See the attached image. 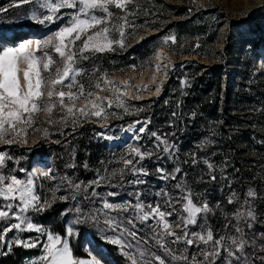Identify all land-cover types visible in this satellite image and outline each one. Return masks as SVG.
I'll use <instances>...</instances> for the list:
<instances>
[{"label": "rangeland", "instance_id": "374dc122", "mask_svg": "<svg viewBox=\"0 0 264 264\" xmlns=\"http://www.w3.org/2000/svg\"><path fill=\"white\" fill-rule=\"evenodd\" d=\"M160 1L183 6L182 15L188 17H181V20L195 14L197 19L189 28H168L164 34L155 37L157 31L149 26L156 23L166 27L171 22L168 16L173 15L161 7ZM109 7L113 13L109 17L112 24L109 38L122 40L124 46L113 44V50L86 53L88 59L79 60L75 65L83 75L76 77L77 85L72 89L76 92L83 85L85 91L94 93L93 101L97 96L103 98L106 115L103 118L77 115L76 122L72 123L73 118L67 116L66 109L85 108L86 101L79 99L74 104L66 102L61 106L56 102L58 97H53L51 113L46 105L37 110L31 126H24L27 134L22 139L17 138L12 144L0 143V154L5 156L0 174L27 180L28 173L36 172L33 193L40 197L41 205L48 202L42 211L29 210L24 214L43 232L13 230L8 233L10 241H34L36 247L16 246L15 243L9 247L0 243V258L17 247L26 251L21 264H39L48 235H59L56 233L58 225L48 222L46 215L59 213L65 228V236H59L67 238L70 249L81 254L74 256L76 259L89 260L98 254L102 264H129L118 245L103 239L118 235L108 230L104 223L103 203L134 204L137 192L146 205L159 203L164 211H173L168 206L170 202L175 211L166 219L172 225V231L181 235V228L176 225L186 216L180 211L183 204L180 197L185 194L183 190H187L197 206L207 204L210 211L198 214L197 223L189 225L186 231L203 234L211 230L214 238L227 235L241 239L236 232L239 225L246 242L244 251L249 254L248 264H264V0H132L126 4L124 12L114 5ZM44 11L38 3L20 5L18 0H0V47L17 46L25 40L47 39L67 24L73 12L62 9L65 15L53 23L40 24L32 19L33 14L39 16ZM121 17L128 21L123 28V37L118 30L124 23ZM147 38L145 45L133 51ZM130 50L132 53L127 55ZM52 55L59 61L58 54L53 52ZM133 60L135 63L130 62ZM185 62H195L202 70L212 63H226L222 73L227 75L223 77L214 115L203 112L202 108L209 103L198 98L201 83L196 82V77L200 70L194 65L192 70L186 69ZM25 68L21 65L22 70ZM100 77L112 81L119 89L115 92L119 100L112 97L113 84L105 85ZM20 78L23 84L22 72ZM97 83L105 90L96 88ZM228 85L232 95L226 109L224 97ZM166 88L161 106H156ZM58 89L65 93L69 91L62 86ZM44 91L46 93L48 88ZM48 99L46 94L42 98L45 102ZM109 99L112 100L111 107L107 106ZM121 102L123 107H118ZM87 107L92 110L90 104ZM88 125L94 127L87 130L90 140L99 143L105 152L101 158L98 153L96 162L83 164L85 175L79 179L72 176L73 169H77L74 161L77 146L74 147L73 142L80 129ZM141 128L142 132L139 131ZM157 137L170 146L167 152L164 151L165 144ZM63 141L67 142L61 145ZM50 145L62 148L56 152ZM132 149L148 155L141 159L132 153ZM125 159L133 160L141 171L133 174L131 166L125 167ZM43 171H49L51 178L40 176ZM97 180L100 181L98 186L93 183ZM136 180L143 183H132ZM77 184L79 189L75 188ZM250 191L254 196L248 195ZM65 202L68 206H64ZM4 203L0 198V206ZM77 209H80L79 213ZM249 209L254 218L238 221L237 211ZM108 215L123 219L129 231L137 232L139 239L132 241L131 237H126L128 242L138 245L146 255L160 256L165 264H195L193 256L200 264H241L245 259L241 256L240 261L235 260L221 250L220 255L205 260L201 250L211 251V243L198 242L189 247L183 242L173 243L174 237H165L169 249L165 251L153 238L155 220L141 223L134 219L136 227L133 228L127 224V219L133 218L131 211L108 212ZM45 221L47 225L43 224ZM14 222L18 221H0V227ZM69 229L72 231L70 236ZM80 235L83 237L78 243ZM94 235L100 243L93 242ZM145 239L148 244L143 243ZM181 255L188 259L173 258ZM236 255L240 256V253ZM115 257L121 259L117 262Z\"/></svg>", "mask_w": 264, "mask_h": 264}, {"label": "snow or ice", "instance_id": "6c2138e0", "mask_svg": "<svg viewBox=\"0 0 264 264\" xmlns=\"http://www.w3.org/2000/svg\"><path fill=\"white\" fill-rule=\"evenodd\" d=\"M28 3H38L39 7L45 10L39 16L35 14L32 16V19L40 24L61 20L63 15H65V13L61 12L62 9H72L73 12L67 24L58 28L47 39L29 40L21 42L17 46L0 47V143L5 144H12L16 142L17 138L22 139L23 135L27 134V127L31 126L32 116L37 110L46 105L51 113L53 97H58L56 102L61 106L66 102L74 104L79 99L86 101L85 108L74 110V108L70 107L66 109L67 116L73 118L72 123L76 122L75 117L77 115L82 117L91 115L98 118H103L106 115L103 107L105 103L103 98L97 96L95 101H93L91 98L94 93L85 91L83 85L79 86L78 91H72L77 85L76 77L83 75L82 71L75 65L79 60L88 59L86 53H102L113 50V44L124 46L122 40L109 38L112 31L109 17L113 16L109 6L114 5L115 8L124 12L126 4L132 3V0H18L20 5ZM97 13H103V15H98ZM121 19L124 23L119 25L118 30L121 37H123V28L128 21L126 17H121ZM77 42L80 43L78 44ZM53 52L58 54L59 61L54 60ZM21 65H25L26 68L22 70ZM21 72L23 84L20 78ZM100 79L104 81L105 85L113 84L112 81L104 77H100ZM66 81L67 83H65ZM58 86L67 87L69 91L65 93L59 90ZM45 88H48L46 93L44 91ZM96 88L105 90L99 83L96 84ZM116 91H119V89H116L113 84L112 97L119 100V97L115 96ZM156 91H159V88ZM45 94L49 98L47 102L42 100ZM88 104L92 106L91 111L87 107ZM107 106H112L111 99L107 101ZM117 106L123 107V103L121 102ZM139 131L142 132L143 128L139 129ZM157 139L160 140L159 137ZM160 143L165 144L164 151L167 152L170 147L167 142L160 140ZM132 153L139 155L141 159L148 155L147 153H139L137 149H132ZM4 160L5 156L0 154V168L4 166ZM124 164L126 168L131 166L133 174L141 171V169L136 168L135 163L131 159H125ZM209 167L211 168L212 165H209ZM159 171L163 174L162 170ZM121 172H123V169H121ZM143 174L147 175V172ZM36 175V172H30L27 180H23L15 175L0 174V198L5 202L0 206V221L13 219L18 221L0 227V243L7 244L9 247H11L12 243H15L16 246L27 248L36 247L37 242L34 241H23L20 239L10 241L8 239V233L13 230L43 232V229L37 228L24 215L29 210L42 211L43 207L48 204L47 201H44V205H41L40 197L33 193V177ZM39 175L51 178L49 171H43ZM173 179H175L174 176ZM99 182L97 180L93 183L98 186ZM132 183L140 184L143 181L136 180L132 181ZM79 187L78 184L75 185V188L79 189ZM178 187L180 186L178 185ZM183 191L185 194L180 197V201H183L180 211L186 213V216H183L180 223L176 225V227L181 228V235H177L172 231V225L166 219L172 216L173 211H175L170 202L168 206L173 208V211H164L161 210L159 203L146 205L140 200V194L137 192L134 204L131 202L112 204L107 201L103 203L102 214L105 216L104 223L107 225L108 230L118 233V235L111 238L104 236L103 239L108 243L118 245L129 264H165L160 256L151 253L146 255L145 251L140 249L138 245L128 242L126 237H131L132 241L139 239L137 232L129 231L123 219L108 215V212L129 213L131 211L133 218L127 219V224L132 225L133 228L136 227L134 219L139 220L141 223L149 220L156 221V226L152 229L153 238L165 251H169L166 247L165 237H174L173 243L183 242L189 247L198 242L206 245L211 243V251L201 250L205 260L220 255L221 250H223L227 252L229 257H233L238 261L243 256L245 259L241 261V264H248L249 254L244 251L246 242L242 239L243 229L239 225L236 226V232L240 234L241 239L227 235L214 238L211 230H207L203 234L186 231L189 225L197 223L198 214H206L210 209L207 204L197 206L193 202L191 193L187 190ZM93 195H96V193L93 192ZM109 195L114 194L109 193ZM248 195L251 197L254 196V193L250 191ZM229 203H233V201L229 200ZM76 211L79 213L80 209ZM245 217H253L250 209L247 212L237 211L236 218L238 221ZM93 219H96V217H93ZM71 234L72 231L69 229L68 236ZM143 243L148 244V240L145 239ZM236 253H240V256H237ZM97 256L98 254L92 256L89 260L76 259L69 247L67 238L62 239L59 235H48L47 243L43 245V255L39 258V264H102V257L97 258ZM173 258L188 259V257L183 255ZM192 261L195 264H200L199 261H196L195 256L192 257Z\"/></svg>", "mask_w": 264, "mask_h": 264}, {"label": "trees", "instance_id": "16d2710c", "mask_svg": "<svg viewBox=\"0 0 264 264\" xmlns=\"http://www.w3.org/2000/svg\"><path fill=\"white\" fill-rule=\"evenodd\" d=\"M160 5L163 9L170 10L171 14H173V15L168 16V18L171 19V22L166 27H159V25L156 23L149 26L150 29L157 31V33L154 35L155 37L161 36L162 34H164L165 30L168 28H172V27H177V29L189 28L192 26V23L195 22V20L197 19V17H196L197 14H195L193 17L191 16L189 19L181 20L180 19L181 17H185V16L188 17V15H182L183 14L182 10L184 8L181 5L164 3L162 1H160ZM15 38L16 37H14V40H15ZM175 38L179 39L178 35H176ZM148 39L149 38H147L145 41H142L140 43L141 45L136 47L133 51L140 49L143 45H145L147 43ZM131 53H132V50L128 51L127 55H129ZM124 55H126V53ZM130 62L135 63L134 60L130 61ZM184 64H185L186 69L192 70V67L194 65L197 70H200V72H201L200 75H197V77H196V82L201 83L200 89L197 90L198 98L202 97V98H204L205 101H207V103H209L208 106L202 108L203 112L206 114L210 113V115H214L217 111V108H218L217 102L220 99L219 95L222 92L221 87H222V83H223V77H225L227 75V74L223 75V73H222L223 71H225L226 63H222V62L212 63L205 70H202L201 69L202 67L200 65H197L195 62L192 64L185 62ZM228 66H229V64H228ZM227 83H228V81H227ZM230 84H231V82H229V85ZM229 85L226 87L227 92H226V95L224 97V99H225L224 105H225L226 109L228 108L229 101L231 100V98L229 96L232 95V93L230 92V88H229L230 86ZM166 90H167V88L163 91L162 95L159 96V100H158L156 106L161 104L163 97H164V92ZM93 128L94 127H92L91 125H88L85 128H81L79 131V134L77 135L78 137L76 138V141L73 142V146L74 147L77 146V152H76L75 159H74L75 164L77 165V169L76 170L73 169V175H72V176H75V178L82 179L84 177V175H85V168L83 167L84 163H90L91 164L92 162H96L98 153L100 154L99 158H101L102 152L103 153L105 152V149L103 147H101V145L99 143L95 144L94 142H92V140H90V137H89L87 130L93 129ZM65 140H67V139H65ZM66 142L67 141H63L60 144L64 145V143L66 144ZM50 146L53 147L54 149H56V152L59 151L60 148H62L59 145H56V146L50 145ZM107 150H109V149H107ZM107 155L109 156L110 154L107 153ZM40 156L42 157V154H39V157ZM108 156L105 155V157H108ZM30 158L31 159L33 158V153L30 155ZM58 171L60 173H62V171L59 167H58ZM67 203L68 202H65L64 206H68ZM46 216H47L48 222H50V223L52 222V223L58 225V230H56V233L59 234L61 237H64L65 236V228H64L62 218L60 217L61 215L59 213H48ZM43 224L47 225L48 223H46V221H45V223H43ZM82 237H83V235L79 236L78 243L81 242ZM92 240L95 243H100V239L95 235L92 236ZM101 245H104V247L106 249L109 248L107 246V244H105V243H101ZM72 250H73L75 257L81 256V254L78 251H75V249H72ZM25 256H26V251H23L21 248L14 247L10 253H8L4 257L0 258V264H21L22 260ZM115 258H116L117 262H118V260L121 259V257H119V258L115 257ZM104 263H105V261H104Z\"/></svg>", "mask_w": 264, "mask_h": 264}, {"label": "bare ground", "instance_id": "6f19581e", "mask_svg": "<svg viewBox=\"0 0 264 264\" xmlns=\"http://www.w3.org/2000/svg\"><path fill=\"white\" fill-rule=\"evenodd\" d=\"M26 41V40H25ZM29 41V40H28Z\"/></svg>", "mask_w": 264, "mask_h": 264}]
</instances>
